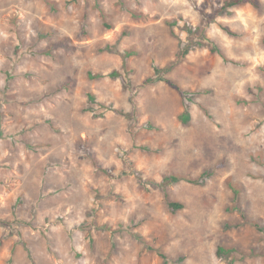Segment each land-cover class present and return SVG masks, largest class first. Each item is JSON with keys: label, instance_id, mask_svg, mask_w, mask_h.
Wrapping results in <instances>:
<instances>
[{"label": "rangeland", "instance_id": "1", "mask_svg": "<svg viewBox=\"0 0 264 264\" xmlns=\"http://www.w3.org/2000/svg\"><path fill=\"white\" fill-rule=\"evenodd\" d=\"M226 1L0 0V264H264V0Z\"/></svg>", "mask_w": 264, "mask_h": 264}, {"label": "trees", "instance_id": "2", "mask_svg": "<svg viewBox=\"0 0 264 264\" xmlns=\"http://www.w3.org/2000/svg\"><path fill=\"white\" fill-rule=\"evenodd\" d=\"M246 0H227L226 3H225V6L226 7H235V6H238V5H241L245 2ZM189 53V49H185L183 54L184 55H187ZM113 76H119L117 73H113ZM88 96H89V100L91 102H93L95 100V98L93 97V95L91 93H88ZM179 179L177 177H169V178H165V182H168V181H173V182H176L178 181ZM170 206L174 209H181L183 206L182 204L180 203H177V202H171L170 203ZM220 253H223V250H219Z\"/></svg>", "mask_w": 264, "mask_h": 264}]
</instances>
